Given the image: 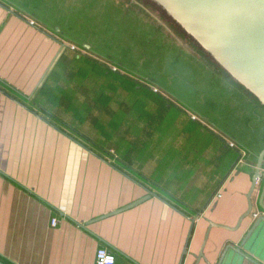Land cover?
I'll return each instance as SVG.
<instances>
[{
    "label": "crops",
    "instance_id": "obj_1",
    "mask_svg": "<svg viewBox=\"0 0 264 264\" xmlns=\"http://www.w3.org/2000/svg\"><path fill=\"white\" fill-rule=\"evenodd\" d=\"M90 3L105 5L114 24L128 15L151 39L158 31L162 48L169 50L171 43L187 50L164 24L149 18L145 0H0V259L96 264L97 249L106 247L115 264H264V221L254 228L264 216V172L251 214L237 230L213 227L206 259H197L208 220L235 227L248 210L264 149V111L232 89L246 101L238 136L218 130L180 102L177 92L161 95L148 85L129 89L103 63L70 46L76 40L73 25L87 33L90 11H96ZM81 41L85 50L93 47L88 36ZM146 81L164 86L153 76ZM118 93L129 98V109L116 103ZM104 95L108 106H89L88 99ZM110 114L120 119L119 130ZM148 191L155 195L101 218ZM53 218L59 221L55 226Z\"/></svg>",
    "mask_w": 264,
    "mask_h": 264
},
{
    "label": "rangeland",
    "instance_id": "obj_2",
    "mask_svg": "<svg viewBox=\"0 0 264 264\" xmlns=\"http://www.w3.org/2000/svg\"><path fill=\"white\" fill-rule=\"evenodd\" d=\"M127 1L129 2V0H123V3ZM145 1L149 4L150 7L148 6V9L152 12L149 18L156 24L159 22L164 24L165 26L162 25L163 30H169V32L173 33L176 37L178 36V38H180L179 41L183 43L181 46H184L187 50L183 52L180 45L174 48V44L171 43H169L171 45L169 46V50L167 46L162 48L160 42L161 37L159 36L162 34L158 31L156 33L153 29L155 31L154 36L157 39H151L152 34L145 29L144 25L142 23L137 25V22L135 23V20L128 17V15L122 16V18L127 17L122 19V23L116 21V24H114L112 22L113 20L104 13L106 11V8H104L105 5L101 4L98 6L97 4L92 5L91 3L90 8L96 6V11H90L91 18L84 27L87 33H83L80 26L73 25L72 34L75 39H78L80 42H82V38L88 36L89 39H91L90 43L93 47L91 46L90 50L87 51L82 48V45L78 44L77 42L79 41L76 40L70 43V46L77 52H85L89 61L95 64L103 63L106 66L107 72L113 74L116 78L120 77L119 79H121L122 83L129 89L137 85H148L153 91L157 89L155 92H159L161 95L168 94L164 90L177 92L176 94L180 96L177 97L180 102L199 110L200 114L208 118L207 120L212 125L216 126L218 130L223 131L221 128H227L239 136L245 124L240 114L244 113L246 110V101L244 97H241L239 93L234 92L232 89L236 88L245 95H248L252 101L251 104L258 105L259 109L264 111V107L260 105L252 95L238 85L189 35L170 19L159 6L154 4L151 0ZM89 2H91V0H89ZM103 8V11H99ZM73 15L72 18H75V15ZM156 19H158L159 22H157ZM153 25L156 28L155 24ZM99 30H101V33H98V35L97 32H93ZM103 30L105 31L103 32ZM145 30L147 32H145ZM100 36L104 37L105 40L101 42L97 41ZM113 38L118 42L113 43ZM168 60L170 61L169 66L166 65ZM159 61L161 65L157 64ZM113 68H116V71H114ZM160 71H163V73H160ZM172 74H175L178 78L174 77L172 79ZM151 76L163 84V88L153 83L152 85L148 83L146 79L151 78ZM112 87L111 85L110 89H112ZM105 96L106 95L98 100L88 99L89 106H108L109 99ZM114 99L121 109L124 108L126 110L130 108L129 98L120 96L118 93ZM84 101H87L86 93H84ZM214 101L217 103H214ZM202 103H206L205 106L202 105ZM113 106L114 105H111V107L108 108V111L111 113L115 110ZM248 113L249 117H251L250 105L248 107ZM258 115L259 114H257V116ZM111 116L113 117L111 125L114 127V130H119L120 125H122L120 119H117L114 114ZM126 125L128 124L123 123V127ZM236 128L239 130H236ZM125 135L128 136L129 139L132 137L128 131ZM243 140L245 141L246 138ZM112 148L113 146L111 149ZM109 151L111 152V150Z\"/></svg>",
    "mask_w": 264,
    "mask_h": 264
},
{
    "label": "water",
    "instance_id": "obj_3",
    "mask_svg": "<svg viewBox=\"0 0 264 264\" xmlns=\"http://www.w3.org/2000/svg\"><path fill=\"white\" fill-rule=\"evenodd\" d=\"M159 6L199 47L205 51L238 85L264 107V0H151ZM264 149L258 157L252 187L247 195L248 210L235 227L208 220L198 262L206 259L204 250L213 227L237 230L253 210L252 194L257 178L262 179ZM148 195L106 216L133 208L150 199ZM264 202V186L261 192ZM264 209V204L260 203ZM264 221L262 216L254 225ZM0 264H7L0 259ZM198 264V263H197Z\"/></svg>",
    "mask_w": 264,
    "mask_h": 264
},
{
    "label": "built area",
    "instance_id": "obj_4",
    "mask_svg": "<svg viewBox=\"0 0 264 264\" xmlns=\"http://www.w3.org/2000/svg\"><path fill=\"white\" fill-rule=\"evenodd\" d=\"M114 71H116V68H113ZM154 91H157V89H154ZM191 117L193 119H198L196 115L191 114ZM226 144L231 147V148H236L237 145L229 140V139H225ZM111 153L114 154V151L111 150ZM240 153L241 155L244 157L246 155V151L240 148ZM264 172V169L263 171ZM260 182V178H257V182L256 185H258ZM254 216L257 217L258 214L254 213ZM58 219L57 218H53L51 219V224L53 226H55L58 223ZM116 258L115 255L106 247H99L96 251V264H115Z\"/></svg>",
    "mask_w": 264,
    "mask_h": 264
},
{
    "label": "trees",
    "instance_id": "obj_5",
    "mask_svg": "<svg viewBox=\"0 0 264 264\" xmlns=\"http://www.w3.org/2000/svg\"><path fill=\"white\" fill-rule=\"evenodd\" d=\"M258 103H259V102H258ZM106 152H107V153H108V152H109V153H111V152H110V151H108V150H107ZM1 260H2V259H1Z\"/></svg>",
    "mask_w": 264,
    "mask_h": 264
}]
</instances>
